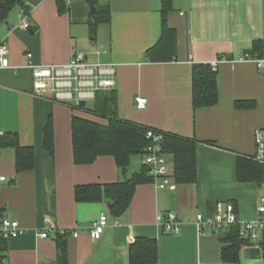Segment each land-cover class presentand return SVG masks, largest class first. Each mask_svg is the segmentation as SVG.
I'll list each match as a JSON object with an SVG mask.
<instances>
[{
    "label": "crops",
    "instance_id": "obj_1",
    "mask_svg": "<svg viewBox=\"0 0 264 264\" xmlns=\"http://www.w3.org/2000/svg\"><path fill=\"white\" fill-rule=\"evenodd\" d=\"M66 3L68 10L60 13L57 0H26V16L21 15L24 7L16 6L0 22V39L9 47L11 64L0 69V136L16 132L20 143L33 146L36 154L35 168L17 174L15 149L0 147V175L7 177L0 184V219L16 220L25 230L8 240L7 259L0 264H55L61 229L80 230L78 237L67 239L68 264H130V246L138 237L156 239L157 264H264L257 243L241 248L239 263L223 262L222 232L199 233L194 223L198 213L213 212L219 201L233 202L240 219L253 218L264 196V182L238 177L241 160L243 170L256 163L254 131L264 127V73L254 62L240 60L251 55L258 41L264 58V0H173L168 21L177 31V56L169 62H150L145 55L161 36L162 0H99L110 5L111 21L100 23L94 37L88 2ZM24 19L30 29L22 27ZM79 51L115 65L121 118L198 141L195 183H177L175 190L140 184L129 208L118 216L106 200H76L77 186L125 180L144 166L143 155L133 156L126 172L112 156L76 164L73 116L99 119L76 99L60 101L34 92L30 63L64 65ZM222 58L227 60L216 68L219 102L194 110L193 65ZM138 95L148 100L145 109L136 107ZM89 100L94 101L86 100L87 107ZM240 101L254 105L240 107ZM50 116L53 155L44 147ZM161 212L178 215L183 221L179 233L163 232L157 222ZM102 214L108 224L101 238L93 239L90 227ZM46 231L48 238L38 236Z\"/></svg>",
    "mask_w": 264,
    "mask_h": 264
},
{
    "label": "trees",
    "instance_id": "obj_2",
    "mask_svg": "<svg viewBox=\"0 0 264 264\" xmlns=\"http://www.w3.org/2000/svg\"><path fill=\"white\" fill-rule=\"evenodd\" d=\"M96 6V13L88 21L92 35H95L100 23L111 21L109 4L100 5L99 0H86ZM59 12L68 10L66 1L57 0ZM26 6V0H0V22L8 18L11 10ZM173 10V0H162V32L158 42L146 51L150 62H169L177 56V31L168 21V15ZM262 44L254 43L252 56H260ZM257 54V55H256ZM219 102V83L217 70L207 63H195L192 68V103L194 110L212 107ZM240 107H251L253 102H237ZM84 110L99 120L74 115L72 118V142L74 162L79 165L92 164L101 156L114 157L118 168L126 172L134 155H143L150 143L147 137V125L123 119L119 116L118 95L116 89L99 90L95 94L92 107ZM163 132V131H162ZM163 149L170 155L174 166V179L177 183H195L198 179V141L178 134L163 132ZM0 147L15 149L16 173L33 170L36 166V154L33 146L20 143L16 132H7L0 136ZM44 147L50 155L54 154V125L52 117L44 129ZM238 167V177L241 181L258 179L264 182V167L252 163L243 170V161ZM245 165H249L246 163ZM249 173L251 174L249 176ZM253 176V178H252ZM153 182L144 165L142 170L131 177L114 183L79 185L75 189L77 201L106 200L110 204L113 215H121L131 205L138 185ZM57 261L55 264H68L67 239L65 234H56ZM222 260L225 263H239L240 251L244 245L259 244L264 254V232L258 242L245 240L241 237L240 226L235 225L222 232ZM8 240L0 237V263L7 259ZM159 259L156 239L138 237L130 246V264H157Z\"/></svg>",
    "mask_w": 264,
    "mask_h": 264
},
{
    "label": "built area",
    "instance_id": "obj_3",
    "mask_svg": "<svg viewBox=\"0 0 264 264\" xmlns=\"http://www.w3.org/2000/svg\"><path fill=\"white\" fill-rule=\"evenodd\" d=\"M21 15L26 16V10H21ZM22 27L31 28L29 20L24 19ZM101 51L97 52L99 55ZM10 50L5 41L0 39V69L10 68ZM32 57V53L28 54ZM222 58L211 63L214 69ZM240 60H250L255 63L257 69L264 73V58L260 56L244 55ZM33 72V90L36 94L50 95L60 101L76 99L77 104L81 100L94 99L99 90L115 89L116 68L112 63L101 62L86 52H76L68 63L64 65H35L29 64ZM135 104L138 109H145L148 100L138 95L135 97ZM147 137L149 145L143 154V163L149 174L153 177V183L158 189L175 190L177 182L174 179L173 161L169 154L163 149L164 135L160 130L149 129ZM255 153L252 159L264 166V127L254 131ZM7 181V177L0 175V184ZM157 222L161 225L163 232L177 234L181 231L183 221L174 212L159 213ZM194 223L199 233L205 229H213L217 232L230 230L232 226H240L241 237L245 240L258 242L264 232V196L256 207V216L250 219H240L233 202L219 201L215 204L214 211L208 214L198 213ZM108 224V217L102 214L90 227V236L93 239H100ZM25 230L20 223L9 217L0 219V237L6 240L16 238ZM61 234L68 237H78V229H61ZM40 238H48L50 231L38 233Z\"/></svg>",
    "mask_w": 264,
    "mask_h": 264
},
{
    "label": "water",
    "instance_id": "obj_4",
    "mask_svg": "<svg viewBox=\"0 0 264 264\" xmlns=\"http://www.w3.org/2000/svg\"><path fill=\"white\" fill-rule=\"evenodd\" d=\"M65 1H66V0H62L63 3H64ZM96 9H97L96 6H92V7H91V14H92L93 16H94L95 13H96ZM79 106L82 107V108L86 107V106H87V101H86V100H81V101L79 102Z\"/></svg>",
    "mask_w": 264,
    "mask_h": 264
},
{
    "label": "rangeland",
    "instance_id": "obj_5",
    "mask_svg": "<svg viewBox=\"0 0 264 264\" xmlns=\"http://www.w3.org/2000/svg\"><path fill=\"white\" fill-rule=\"evenodd\" d=\"M92 36L94 37V36H96V34H95V35H92ZM92 36H91V37H92ZM92 105H93V101H92V100H89V101H88V108L92 107ZM133 158H134V159H135V158H137V159H142V156H141V155H134ZM263 193H264V191H263ZM260 198H261V197H260Z\"/></svg>",
    "mask_w": 264,
    "mask_h": 264
}]
</instances>
